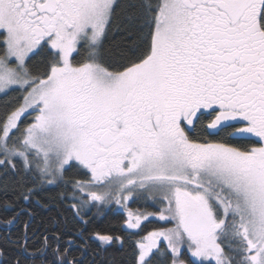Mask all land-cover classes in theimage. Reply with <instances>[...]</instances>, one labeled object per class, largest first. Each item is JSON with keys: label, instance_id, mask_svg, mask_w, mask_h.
Masks as SVG:
<instances>
[{"label": "snow or ice", "instance_id": "snow-or-ice-1", "mask_svg": "<svg viewBox=\"0 0 264 264\" xmlns=\"http://www.w3.org/2000/svg\"><path fill=\"white\" fill-rule=\"evenodd\" d=\"M128 7L136 40L112 60L102 49L116 0H0V95L20 93L0 112V167L33 173L29 200L75 162L90 174L72 182L81 220L114 201L128 229L174 222L135 242V264H264V0ZM41 49L51 56L34 72ZM204 116L207 136L194 135ZM144 194L166 206L133 213ZM54 251V264H79Z\"/></svg>", "mask_w": 264, "mask_h": 264}, {"label": "trees", "instance_id": "trees-1", "mask_svg": "<svg viewBox=\"0 0 264 264\" xmlns=\"http://www.w3.org/2000/svg\"><path fill=\"white\" fill-rule=\"evenodd\" d=\"M130 3H138V0H116L115 14L102 49L109 59L118 60L120 54L127 52L136 40L135 29L127 19L128 13L132 11L128 7ZM84 50V46L80 45V55L74 58L79 59ZM50 56L47 49H41L34 55L29 61L34 72L41 71ZM19 94L17 90L0 95V112L8 106L7 101ZM208 119L210 117L204 116L198 121L194 135L207 136V132L202 131L200 126ZM30 122L31 115H28L20 123L21 130ZM13 135L17 136L19 133L14 132ZM86 179L87 170L73 162L72 166H66L63 179L54 184L41 183L38 195L24 200L22 193L26 194L27 189L33 187V173L25 172L20 160H16L15 170L8 166L0 167V264H54L57 259L54 250L57 246L61 252L65 248L70 249L67 258H75L79 264H135V242L140 235L166 226L167 223L147 219L142 221L140 229H128L125 211L110 204L99 210L91 207L81 220L70 207L77 202L70 198V194L73 191L72 182ZM149 201L144 194L133 197L128 203L130 208L156 209ZM154 201L161 204L159 199ZM10 220L13 222L7 223ZM96 232L120 236L123 242L101 247L93 235ZM70 238L72 243H69ZM184 256L190 257L186 249ZM151 264H167V261L157 254L152 258Z\"/></svg>", "mask_w": 264, "mask_h": 264}, {"label": "rangeland", "instance_id": "rangeland-1", "mask_svg": "<svg viewBox=\"0 0 264 264\" xmlns=\"http://www.w3.org/2000/svg\"><path fill=\"white\" fill-rule=\"evenodd\" d=\"M86 170V169H85ZM88 173V172H87ZM88 179H90V174L88 173ZM88 179H86V180H88ZM81 181H83V180H81ZM146 196L148 197V199L150 200L149 202H152L153 204H154V206L156 207V209H136V208H130L129 207V203H128V205H127V207H128V209H130L133 213H145V214H147V213H158L159 211H160V209L162 208V207H165L166 205L165 204H158L157 202H155L154 200L155 199H152V198H150L149 196H148V194H146ZM135 197V196H134ZM133 198V197H132ZM132 198H130V200L128 201V202H130L131 200H132ZM156 199H159V198H156ZM160 201V200H159ZM110 205H113L114 207H116V208H119V209H122V210H124L125 211V213H126V219L128 218L127 217V212H126V210H125V208L124 207H122L121 205H117L114 201L110 204ZM148 219H156V220H158V221H160L159 220V218H158V216H150ZM161 222H164V221H160V223ZM167 223V225L166 226H161V227H170V226H172L173 225V223L174 222H172V221H169V222H166ZM161 227H157V228H161ZM154 229H156V228H154ZM154 229H151V230H154ZM149 232V231H148ZM147 233V232H146ZM145 233V234H146ZM145 234H143L142 236H144ZM141 235H140V237H139V239L142 237ZM138 239V240H139ZM186 249V248H185ZM189 255H190V253H189Z\"/></svg>", "mask_w": 264, "mask_h": 264}]
</instances>
